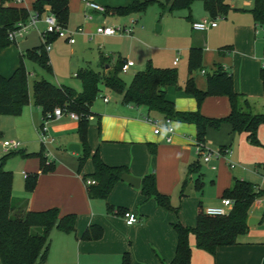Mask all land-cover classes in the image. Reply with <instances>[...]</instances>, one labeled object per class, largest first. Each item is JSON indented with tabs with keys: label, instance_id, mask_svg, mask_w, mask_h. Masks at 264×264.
<instances>
[{
	"label": "crops",
	"instance_id": "obj_1",
	"mask_svg": "<svg viewBox=\"0 0 264 264\" xmlns=\"http://www.w3.org/2000/svg\"><path fill=\"white\" fill-rule=\"evenodd\" d=\"M33 1H13L11 5L30 11ZM96 1L102 2L103 9L109 6L107 0ZM131 1L117 0L111 6H125ZM228 5L232 9L243 11H229L217 21L214 28L205 32L192 31L202 33L198 39L189 33V43L185 50L187 52L190 47L200 48L202 67L212 70L213 65H220L231 75L233 92L247 101L250 112L264 114V93L258 77L259 69L264 63L263 35L257 38L259 31L255 32L252 19L246 12L251 3H244L241 8ZM87 13L103 14L90 10ZM188 16L190 24L208 18L204 11L201 15L193 16L189 13ZM96 26L107 27L108 24L102 20ZM43 27L38 22L34 29L39 41V33ZM31 30L28 29L22 38L0 51V77H9L19 66L21 54L33 48L27 43V35ZM68 45L72 46L73 43ZM228 46L229 51L222 52L221 55L217 53L218 49ZM100 55L109 59L105 69L111 68L112 59L115 62L119 58L124 62L119 56ZM27 64L25 66L23 62L27 81L31 78L30 86L33 81L46 80L36 72L35 65L28 61ZM174 66L171 64V67ZM50 76L53 77V74ZM46 81L57 87H67L57 77H54V83L51 80ZM193 82L198 90H204L203 74H196ZM165 98L173 104L177 112L197 111L206 118L214 119L224 118L229 113L227 99L223 96L206 97L197 107L191 96L185 95L180 89L169 87L165 91ZM89 112L91 117L86 129V143L90 152L96 151L106 166L124 167L130 176L139 180L152 172L156 191L168 197L170 206L177 208V213L175 215L157 207L151 199H145L140 194L139 187L134 189L120 180L105 200L88 199L81 176L91 174L92 166L89 160H85L79 173L76 171V160L81 150L75 133L77 122L67 117L49 120L45 125L52 142L42 149L47 161L54 164L53 170L38 174L33 190L25 193L23 175L38 173V161L17 156L20 161L18 171L11 169L12 167L9 170L3 169L12 174L11 196L20 203L23 211L39 212L55 208L60 215H75L73 233L50 231L46 264H119L123 253L128 254L130 264H158L159 261L169 263L173 259L176 244L171 224L179 222L186 228H193L198 212L206 207L218 206L222 191L231 186L233 179L248 182L263 192L247 212V219L252 218L253 224L247 227L246 234L238 239V244L219 247L212 255L198 250L193 236L189 235L188 264H264V125H259L256 130L258 146L249 144L245 133L233 132L227 123L220 124L217 130L206 128L203 148L211 152L221 148L227 152L203 163L194 152L196 131L191 124L171 121L173 133L170 142L166 143L164 133L153 134V126L148 123L150 121L161 126L163 116L148 112L144 107L124 105L119 95L104 88H100L98 96L89 106ZM96 121L99 123L98 131ZM40 124V110L32 105L30 98L28 105L21 109L18 116H0V141L15 140L20 144L19 150L26 153L38 152L40 143L36 140V129ZM69 144L78 145V154L67 150ZM149 148L154 153H150ZM193 163L198 164V173L189 175L183 188V196L179 197L181 182L188 166ZM196 180L200 184L198 191L194 188ZM106 205L132 213L136 216L137 223L126 226L121 216L106 212ZM89 226H98L101 229L98 240L80 239L82 232Z\"/></svg>",
	"mask_w": 264,
	"mask_h": 264
},
{
	"label": "trees",
	"instance_id": "obj_2",
	"mask_svg": "<svg viewBox=\"0 0 264 264\" xmlns=\"http://www.w3.org/2000/svg\"><path fill=\"white\" fill-rule=\"evenodd\" d=\"M13 0H0V51L12 44L7 39V33L15 30L18 24L27 22L29 14L35 13L38 17L50 13L55 18L60 28H66L68 18V0H34L30 11L23 7L11 5ZM193 2H200L202 10L209 19L224 17L229 11H243L232 9L225 0H132L125 6L111 8L112 15L125 17L142 13L147 5L156 4L161 14H170L177 10L188 9ZM104 11L107 12L106 9ZM250 15L254 29H263L262 60L264 61V0H252L251 7L246 10ZM186 21L190 22L189 16ZM56 40L55 34H46L40 38V44L25 50L21 54L19 66L7 77H0V116H18L21 109L28 105L31 98L32 105L40 110L41 120L51 114L54 108L73 113L77 116L76 135L80 145V156L77 158V173L85 160H89L92 173L81 176L85 194L88 199L105 200L113 186L119 181L122 174H128L124 167H110L101 162L96 151L90 152L86 143V129L91 113L89 106L96 99L100 88H104L121 97V103L133 107H144L148 112H155L170 121L191 124L195 127L196 144L203 145V136L206 128L217 130L220 124L227 123L235 133H245L249 144L258 146L256 130L259 125H264V114H252L247 101L232 90V77L218 64L206 73L202 67V50L190 47L186 55L185 81L181 91L191 96L196 106L199 107L206 97H226L229 113L224 118H206L199 112H177L173 104L165 98V91L169 87H177V72L174 68H157L148 61L144 68L133 74L129 83L125 85L118 77L121 60L117 58L110 69L109 59L99 56V72L89 68L77 70L76 79L80 82V91L75 92L70 88L55 86L50 82L40 79L31 84V95L28 96L27 73L23 60L28 61L50 76L51 68L48 62V47ZM230 47L217 50L219 55L227 52ZM202 71L205 88L198 90L191 78L194 72ZM264 93V67L258 73ZM41 124L39 125V127ZM97 131L99 123L96 121ZM221 149V148H220ZM150 153L154 150L149 148ZM18 156L21 159H36L38 173L24 175L23 190L30 193L35 185L38 174L53 170L54 164L48 162L43 154L42 146L35 153H26L22 150L4 154L0 158V264H46V253L49 245V233L56 230L62 234L74 232L75 215H60L58 210L50 208L39 212H25L20 203L11 196L12 174L2 169V163L10 157ZM199 166L193 163L188 166L185 178L181 182L179 197L183 196V188L189 175L198 173ZM86 180L93 184L86 185ZM198 191L200 184L194 182ZM140 194L145 199H151L155 205L167 212L176 215L177 208H172L168 197L159 194L155 189L154 174L149 172L139 180ZM254 185L233 179L231 186L221 193V198L231 201L230 209L226 216L210 217L198 212L193 228H186L179 222L171 224V230L176 236L173 259L169 263L158 264H188L190 249L188 236L194 238L195 247L209 255L219 247L234 246L238 239L246 234L247 212L255 199L261 196ZM107 213L122 216L123 209H113L106 205ZM264 218V212L262 213ZM36 229L38 232L33 233ZM101 237L98 226L86 228L80 239L82 241H95ZM119 264H130L129 256L123 253Z\"/></svg>",
	"mask_w": 264,
	"mask_h": 264
},
{
	"label": "rangeland",
	"instance_id": "obj_3",
	"mask_svg": "<svg viewBox=\"0 0 264 264\" xmlns=\"http://www.w3.org/2000/svg\"><path fill=\"white\" fill-rule=\"evenodd\" d=\"M88 1L103 7L100 1ZM116 1L107 0V5L110 6L104 7L107 12L103 11L101 15H88L87 10H84L85 2L83 0H68V18L65 29L73 33V45L69 46L64 39L56 38L50 44L48 52V60L53 77L46 76L44 71L34 66L36 72L53 83L54 77H57V80L64 81L63 85L72 88L75 92H79V81L73 75L76 74L79 68H84L85 66L93 72H99L101 70L99 66L100 54H109L134 63V66L129 68L126 73L118 74V77L125 85L129 83L133 74L141 71L146 62L149 61L152 66L157 68H174L177 72V87L181 90L185 81L187 55L185 47L189 43L188 35L189 33L194 34L198 39L199 35L202 34L193 33L190 30V22L186 21V18L189 13L193 16L201 15L203 12L201 3L193 2L188 9L177 10L170 14H161L156 4H150L146 6L142 13L118 17L112 15L109 11L111 8H115L111 5H114ZM251 1L225 0L226 3L237 8H241L244 3L249 4ZM102 20L107 22L108 27H126L130 29V34L118 33L110 38L95 35L96 25ZM156 26L159 27L158 32L155 31ZM76 28L79 31H75ZM32 30L27 35V43L30 45L29 47H36L40 44V41L34 29ZM257 30L259 31L258 38L263 35V29L257 27ZM174 57L178 59L177 65L171 67ZM23 62L25 66L28 65L27 61L23 60ZM113 64L114 60L112 59L110 66L112 67ZM203 70L206 73L211 71L210 68H203ZM196 74L199 75V71L191 74L192 81ZM30 82L31 78L27 81L29 97L31 95ZM36 140L39 143L37 138ZM19 162L17 156L7 158L2 163V169L9 170V167H12L11 169L18 171ZM32 232L38 231L33 229Z\"/></svg>",
	"mask_w": 264,
	"mask_h": 264
},
{
	"label": "built area",
	"instance_id": "obj_4",
	"mask_svg": "<svg viewBox=\"0 0 264 264\" xmlns=\"http://www.w3.org/2000/svg\"><path fill=\"white\" fill-rule=\"evenodd\" d=\"M15 3H20L21 0H13ZM84 8L90 11L94 12H103L104 9L97 4L88 1L83 0ZM217 20H219V17L215 19H203L198 22H194L190 24V29L193 32H205L211 28H214L216 26ZM38 22H41L43 24V30L39 33V37L42 38L43 35L46 34H55L56 38L64 39L68 44L73 43V33L68 32L64 28H60L55 21V18L50 13H45L41 16H37L35 13H30L28 20L24 24H18L17 28L15 30H12L7 33V39L12 44L15 43L17 39L22 38L28 29L36 28V24ZM76 31H79L77 29ZM257 31V28H255V32ZM118 33H128L130 34V29H127L126 27H106V26H97L95 28L94 34L101 37H110L114 36ZM178 55V53H176ZM178 59L177 57H174L171 64L172 66L176 65ZM133 66L132 61L125 60L120 67L119 73H126L127 70ZM264 67V63L262 65ZM200 74H203L201 71ZM105 102L106 100L103 99ZM62 117H67L70 120L77 121V116L70 112L62 111L59 108H54L52 113L50 115H47L45 119L41 120V126L36 129L37 132V138L42 147H45L46 145L50 144L52 142V138L48 135L46 130V123L49 120L59 119ZM147 121V120H146ZM153 126V134H159L160 132L164 133V141L166 143H169L171 140V135L173 133V129L171 127V121L168 119L163 120V124L161 126H157L156 123L148 121ZM20 144L19 142L15 140H2L0 141V151L2 154L11 153L14 151L19 150ZM194 152L196 156H200L201 161L203 163H207L211 157L218 158L225 154L227 151L226 149H218L214 152L208 151L205 148H203L202 145L195 144ZM231 168V166H229ZM213 170V168H211ZM24 177V175H23ZM86 185H91L93 182L91 180H86ZM231 206V201L226 198H221L219 200L218 206L213 207H206L202 210V213L206 216L210 217H223L226 216ZM121 218L123 219V222L126 226H132L137 223V218L135 215H133L130 212H123Z\"/></svg>",
	"mask_w": 264,
	"mask_h": 264
},
{
	"label": "water",
	"instance_id": "obj_5",
	"mask_svg": "<svg viewBox=\"0 0 264 264\" xmlns=\"http://www.w3.org/2000/svg\"><path fill=\"white\" fill-rule=\"evenodd\" d=\"M155 31L158 32L159 31V27L156 26L155 27ZM67 150L71 153H74V154H78V145L77 144H69L67 146ZM119 180L128 184L129 186H131L132 188L134 189H137L139 187V179L137 178H134L132 176H130L129 174H122L120 177H119ZM253 219L252 218H248L246 220V226L249 227L253 224Z\"/></svg>",
	"mask_w": 264,
	"mask_h": 264
}]
</instances>
